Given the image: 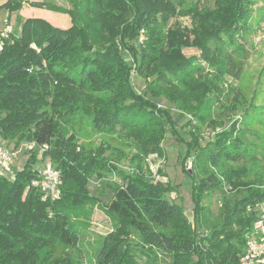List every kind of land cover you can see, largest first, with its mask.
I'll use <instances>...</instances> for the list:
<instances>
[{"label": "trees", "instance_id": "1", "mask_svg": "<svg viewBox=\"0 0 264 264\" xmlns=\"http://www.w3.org/2000/svg\"><path fill=\"white\" fill-rule=\"evenodd\" d=\"M262 1L211 0L209 6H192L188 9L191 28H167L161 38L150 31L137 47L134 43L140 30L152 28L154 22L166 25L171 17H177L174 0L86 2L81 7L93 18L95 27H104L107 47L93 44V28L88 22H80L81 26L73 18L64 30L38 19L22 22L19 36L4 41L0 52V136L16 133L20 140L48 146L44 159L48 158L60 174L59 198L43 200L30 186L37 178L32 168L34 153L11 182L0 177V264H81L68 253L76 242L70 219L88 199V178L98 168L115 169L111 163L83 158L63 141L61 123L71 129L79 127L77 122L95 132L147 135L146 143L153 145V153H161L159 143L170 131L179 144L185 145L180 155L182 169L189 173L186 164L192 166L188 176L195 220L200 198L220 191L224 181L236 191L244 189L222 224L211 231L220 238L210 254L201 252L196 236L189 233L182 207L167 198L175 191L170 182L150 181L137 173L119 174L121 184L110 190L111 198L104 208L114 227L101 237L93 264H136L134 250L147 257L170 255L172 264L174 259L181 262L192 255L200 258V254L210 264H238L256 209L264 203V190L242 181L240 173L235 179L224 174L221 181L218 172L223 166H239L256 157V143L247 139L246 133L264 139V128H258L262 121L257 119V126H248L253 119L250 113L262 116L259 111L264 106L255 103L253 94L241 119L226 129L217 125L214 109L224 107L222 97L228 94L223 88L225 76H235L231 74L234 65L241 67L232 53L243 52L247 38L256 34L258 16L253 6ZM184 3L177 0V7ZM21 6V0H5L0 10L10 14ZM81 7L76 9H84ZM76 9L78 19L83 17ZM124 14L129 15L127 21L110 22L115 15ZM187 49H196L199 55L186 56ZM124 52L130 63L123 59ZM142 73L149 80H144L138 93L131 76L143 77ZM162 84L180 86L168 94L166 104L174 108L180 105L187 112L178 102L180 95L186 93L196 101L186 115V142L178 137L170 114L153 101L161 97ZM205 125L210 126L213 138L200 148L197 139ZM73 140L74 136L67 139ZM232 224L239 227L236 232H232ZM132 232L142 241L139 249L127 240ZM222 241L227 246H216Z\"/></svg>", "mask_w": 264, "mask_h": 264}, {"label": "rangeland", "instance_id": "2", "mask_svg": "<svg viewBox=\"0 0 264 264\" xmlns=\"http://www.w3.org/2000/svg\"><path fill=\"white\" fill-rule=\"evenodd\" d=\"M5 0H0V4ZM21 9L17 12L8 14L6 10H0V30L8 24L13 33L8 40L10 42L20 34V28L23 21L26 19H38L48 23L51 27L56 29H67L70 27L72 19H76L77 23L81 26L83 22H88L89 27L93 28L90 37L93 44L100 47H107L109 45L108 35L103 31L104 27L99 25L100 28L94 26V20L89 16L84 7L89 0H21ZM93 1V0H90ZM183 6L177 7V0L174 4L179 10L177 17H171L166 25L156 24L154 22L147 30H140L137 36L135 46L143 44L145 39L149 36L150 31L156 32V36L163 37V33L167 28H174L176 26L182 28H191L192 18L189 16L188 9L192 6L202 7L209 6L211 0H184ZM37 4V6L35 5ZM81 7L84 9H76ZM254 15L258 16L257 32L247 38L245 42V49L240 54H233L234 62L238 63L241 67H232L231 74L235 76L226 75V83L223 88L228 92L227 96L223 99V108H215V115L217 125L219 127L227 128L234 121H239L244 113V110L251 102V98L255 94V103L264 106V1L256 3L254 6ZM82 13L83 17L76 14ZM81 10H84L82 12ZM75 12V13H74ZM188 13V14H187ZM128 14L115 15V19L110 22L117 23L120 20L127 21ZM34 49V45H30ZM231 51V49H229ZM186 56H198L199 52L196 49H187L184 51ZM123 59L130 63L131 59L127 53H122ZM143 77L131 76V84L136 92H141L148 82L146 74L142 73ZM179 85H166L160 86L159 99L153 101L157 104V108L166 110L174 124V128L178 137L185 142L189 140L186 133L185 123L187 122L186 115L196 101L186 97V93L180 95L179 103L185 106L188 111L182 110V106L177 105L176 108L166 104L168 94L177 91ZM228 87V88H227ZM150 98V97H149ZM264 113V109H261ZM253 119L249 123L252 128L253 124L257 126L256 120L262 121L258 128H264V115L258 116L256 113H250ZM76 127H65L61 123L63 141L68 144L72 151L76 150L82 154L83 158L91 157L100 162H107V165L112 164L111 167L115 170L98 168L94 175L88 178L86 184V194L88 199L82 205V210L77 212L70 219L72 230L76 233V242L73 248L68 250V253L81 264H93L95 252L99 246L102 236L109 234L114 227L113 218L105 214V205L111 198V191L117 184H121L120 175L122 174H141L150 181L170 182L175 188L167 198L171 203L180 205L184 211L186 225L189 233L195 235L197 243L201 252H209L212 254L214 251V244L219 242V235L211 231L219 227L225 219L229 209L233 206L234 202L238 200L239 195L244 192L243 188L234 190L233 186L229 185L226 181L223 182V188L220 191H215L202 196L199 200L198 217L194 218L193 195L191 190V180L188 174H191V164H186L187 173L182 169L180 155L185 151V145L178 143L174 136L169 131L166 138L159 143L161 153H153V145H149L147 140L149 136H130L125 131H118L115 134L108 132H95L89 125L78 123ZM247 127V126H245ZM220 128L216 129V132ZM74 136L73 141H67L68 137ZM264 136V135H263ZM247 139L255 142L256 157L252 156L247 162L239 166L230 164L229 168L223 166L219 169V180H223L222 175L229 174L232 179L235 175L240 173L242 181H246L248 185H254L257 189L264 190V139L256 137L251 132L246 133ZM139 138V141L137 140ZM213 138L210 126L205 125L201 128V133L198 136L199 147L203 146ZM259 141V147L257 142ZM31 142L20 140L19 135H1L0 148L17 151L18 154L9 164V170L5 171L0 167V177L5 180L12 181L16 171L24 168L27 160L32 155V151L26 150V147ZM49 150V149H48ZM53 168L54 166L45 158ZM189 162V161H188ZM41 164L35 157V163L32 168H36ZM188 166V168H187ZM108 167V166H107ZM118 170V171H117ZM230 172H229V171ZM233 189V190H232ZM50 202V201H49ZM51 215V214H50ZM49 215V216H50ZM236 224H232V232L238 230ZM241 228V226H240ZM210 238V239H209ZM127 240L132 244L133 248L139 249L142 244L140 237L135 233H130ZM227 246L226 242L222 241L216 246ZM134 262L136 264H172V257L157 253V256L147 257L141 255L139 250H134ZM210 264V261L203 260L200 254L198 256L192 255L179 261L174 259L173 264Z\"/></svg>", "mask_w": 264, "mask_h": 264}, {"label": "built area", "instance_id": "3", "mask_svg": "<svg viewBox=\"0 0 264 264\" xmlns=\"http://www.w3.org/2000/svg\"><path fill=\"white\" fill-rule=\"evenodd\" d=\"M12 33L13 30L8 24L0 30V52L3 49L4 41L8 40ZM26 150L34 152L36 159L41 161V164L34 168L37 178L31 181L30 186L42 194L43 200L56 201L59 198L60 174L48 162H45L44 154L48 150V146H37L35 143H30ZM17 154V151L0 148V167L8 171L9 164L12 163ZM256 210V219L252 225L251 234L246 238L238 264L264 262V203L258 205Z\"/></svg>", "mask_w": 264, "mask_h": 264}, {"label": "crops", "instance_id": "4", "mask_svg": "<svg viewBox=\"0 0 264 264\" xmlns=\"http://www.w3.org/2000/svg\"><path fill=\"white\" fill-rule=\"evenodd\" d=\"M15 173V172H14Z\"/></svg>", "mask_w": 264, "mask_h": 264}]
</instances>
